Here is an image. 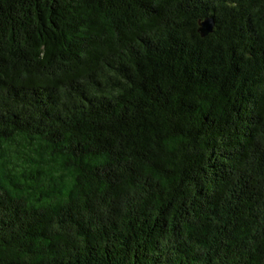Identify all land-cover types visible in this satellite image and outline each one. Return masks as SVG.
Segmentation results:
<instances>
[{
    "label": "trees",
    "instance_id": "1",
    "mask_svg": "<svg viewBox=\"0 0 264 264\" xmlns=\"http://www.w3.org/2000/svg\"><path fill=\"white\" fill-rule=\"evenodd\" d=\"M0 264H264V0H0Z\"/></svg>",
    "mask_w": 264,
    "mask_h": 264
},
{
    "label": "water",
    "instance_id": "2",
    "mask_svg": "<svg viewBox=\"0 0 264 264\" xmlns=\"http://www.w3.org/2000/svg\"><path fill=\"white\" fill-rule=\"evenodd\" d=\"M215 24L216 21L213 17H207L205 20L200 21L198 24V32L201 34L202 38H206L213 32Z\"/></svg>",
    "mask_w": 264,
    "mask_h": 264
}]
</instances>
